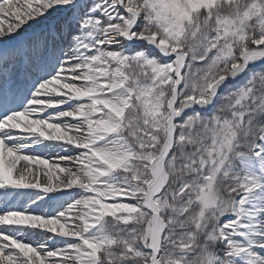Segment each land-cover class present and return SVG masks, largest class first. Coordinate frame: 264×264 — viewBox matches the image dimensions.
<instances>
[{
  "label": "snow or ice",
  "instance_id": "6c2138e0",
  "mask_svg": "<svg viewBox=\"0 0 264 264\" xmlns=\"http://www.w3.org/2000/svg\"><path fill=\"white\" fill-rule=\"evenodd\" d=\"M0 264H264V0H2Z\"/></svg>",
  "mask_w": 264,
  "mask_h": 264
},
{
  "label": "bare ground",
  "instance_id": "6f19581e",
  "mask_svg": "<svg viewBox=\"0 0 264 264\" xmlns=\"http://www.w3.org/2000/svg\"><path fill=\"white\" fill-rule=\"evenodd\" d=\"M52 21H54V19H56L54 16L50 17ZM64 18V17H63ZM62 18V21L60 22H53L54 26H59L61 24L64 23V19ZM5 20V19H4ZM8 22V20H5V26H6V23ZM40 23V21H37V22H32L29 26H36V27H40V32L37 33V34H30V35H26L25 36V39H29V38H33L35 36H38L42 33H44L46 31V29H44L42 26H39L38 24ZM44 26V25H43ZM75 29H73L74 31ZM19 67H17L16 69V74L19 73ZM68 106L65 105V108H67ZM69 154H75L74 152H71V150H69L68 152H63L61 153V155H69ZM46 156H51V157H56L57 156V153L55 151H50L48 153H45ZM61 166H64L63 164ZM69 192H71V195H63L62 196V199L64 200H72L74 196H76L78 190H69ZM50 202H54V201H50ZM31 239L35 242V243H42L44 240L48 239V236L46 235H41L40 233H34L31 237Z\"/></svg>",
  "mask_w": 264,
  "mask_h": 264
},
{
  "label": "rangeland",
  "instance_id": "374dc122",
  "mask_svg": "<svg viewBox=\"0 0 264 264\" xmlns=\"http://www.w3.org/2000/svg\"><path fill=\"white\" fill-rule=\"evenodd\" d=\"M0 2H2V0H0ZM54 17L56 18V19H54V21H52L51 18H49L47 20H41L38 25L42 26L44 29H46L47 27L49 29L50 27H52V25H54L53 22H60V21H62V18H63L62 16H54ZM3 19L8 20L7 17H4ZM8 22H10V21H8ZM48 29H47V32H48ZM39 32H40V27L28 25V26H26V28L24 30H22V32L19 35L22 39H25L26 35L37 34ZM66 41H67L66 39L61 41V43L63 44L64 47H66V45H67ZM67 43H68V41H67ZM56 44H57V42H56ZM56 44H55V46H57ZM60 44H59V46H60ZM153 55H156V54H153ZM33 63H35V61H33ZM19 77L22 79L21 75ZM17 83H19V81H17ZM4 84H5V86H7V81H5ZM52 111H55V110H52ZM72 155H75V154H72ZM53 158H56V157H53Z\"/></svg>",
  "mask_w": 264,
  "mask_h": 264
}]
</instances>
